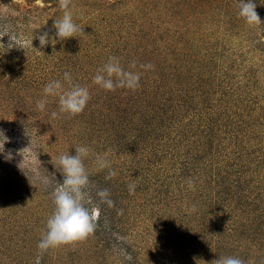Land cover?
I'll use <instances>...</instances> for the list:
<instances>
[{
    "label": "rangeland",
    "instance_id": "374dc122",
    "mask_svg": "<svg viewBox=\"0 0 264 264\" xmlns=\"http://www.w3.org/2000/svg\"><path fill=\"white\" fill-rule=\"evenodd\" d=\"M15 1L21 8L24 0ZM216 1L72 0L73 19L84 33L57 42L53 25L63 12L52 2L48 6L36 1L48 7L36 11L47 20L44 27L8 24L10 30L6 29L22 40L13 51L17 55L8 57L2 54L0 40V130L8 137L4 144L0 132V264H36L38 256L39 264L43 260L45 264H217L215 252L239 257L244 264H264V212L252 211L246 227L253 225V231L238 233L248 204L264 207V158L246 168L239 163L264 153V45L255 38L264 35L246 31L244 20H228L226 1ZM233 3L237 5V0ZM262 9L264 4L257 10ZM44 33L49 42L41 47L38 36ZM201 40L219 50L204 47L205 41L202 46ZM110 56L119 58L126 70L141 73L136 91H108L93 82ZM149 63L153 69L139 67ZM65 72L90 93L83 112L74 116L59 112L58 97L43 95L51 80L69 87ZM190 78H196L194 84ZM227 85L239 95L218 89L212 93ZM179 86L182 99L189 95L193 102L182 103L178 116L171 107L183 102ZM200 86L213 91L205 94L196 89ZM169 95L172 103L166 101ZM41 99L47 100L43 111L37 108ZM53 112L58 115L53 117ZM209 124L213 131L203 132ZM158 134L168 140L155 139ZM31 136L37 145L32 142L30 149L15 145ZM81 145L90 148L84 160L90 174L87 206L104 208L115 227L109 231L112 235L95 228L85 240L41 255L37 245L54 208L51 193L63 179L58 164L56 168L53 164L61 154L74 155ZM97 154L111 161V169L98 170ZM110 170L116 175L110 176ZM37 176L49 177L51 184L45 187ZM188 178L195 181V190L187 188ZM130 183L136 185L134 194H129ZM166 186L172 193L164 191ZM179 187L187 195L175 204L171 198L180 196ZM102 189L108 190L112 207L97 195ZM161 189L163 193L156 192L161 202L150 215L140 204L141 195ZM217 199L221 209L211 211L209 206L215 208ZM166 201L172 203L165 212ZM227 207L232 209L229 213ZM178 208L189 218L183 219ZM198 209L199 222L193 217ZM234 211L237 214L232 215ZM219 215L224 221L216 226L224 228L221 249L214 248L218 243L209 236H217L214 226ZM106 218L103 223L111 225Z\"/></svg>",
    "mask_w": 264,
    "mask_h": 264
},
{
    "label": "clouds",
    "instance_id": "9594fccd",
    "mask_svg": "<svg viewBox=\"0 0 264 264\" xmlns=\"http://www.w3.org/2000/svg\"><path fill=\"white\" fill-rule=\"evenodd\" d=\"M71 4L72 0H59V8L63 15L62 18L54 20L56 42L78 37V34L84 33V27L77 24L73 19ZM256 7L257 5L253 0H237L238 15L250 26H258L264 23V20L256 11ZM38 39L41 47L49 42L47 33L39 35ZM135 67L136 65L133 63L132 68ZM139 67L141 69H153L154 65L150 63L141 64ZM140 78V72L126 70L122 67L119 58L110 56L107 62L97 70L93 82L108 91H114L116 88L136 91L140 87ZM63 79L68 82L69 87L67 89L64 88L61 80L55 79L44 86L43 95L45 98L49 96L59 98L60 113L77 115L83 112L90 100L89 90L87 87L72 83V76L69 72L63 74ZM46 103V99L37 101V108L43 111ZM57 115V112L52 113L53 117ZM0 132L5 138V144L8 137L2 130ZM89 154L90 148L88 146H77L74 155L61 154L58 156L56 164H53L55 168L58 164V172L62 174L63 179L62 183L58 184L51 193L54 208L46 221V229L37 245L41 255L50 248L83 241L95 231L99 213L97 209L87 206L91 203V198L87 192L90 184V174L84 160ZM95 160L98 170L111 169V161L107 157L97 154ZM109 175L115 176L116 172L110 170ZM37 179L45 187L51 184L47 176H37ZM185 183L189 190H195V181L192 178H188ZM135 189V183L128 185L129 194H134ZM97 195L109 207L113 205V201L109 199L110 194L107 189L99 190ZM39 259L38 256L36 264H39ZM126 259H130V257L126 256ZM216 261L217 264H244V261L239 257L232 256L219 257Z\"/></svg>",
    "mask_w": 264,
    "mask_h": 264
},
{
    "label": "trees",
    "instance_id": "16d2710c",
    "mask_svg": "<svg viewBox=\"0 0 264 264\" xmlns=\"http://www.w3.org/2000/svg\"><path fill=\"white\" fill-rule=\"evenodd\" d=\"M36 1L37 0H24V2H23V4H22V7L20 8L18 5H20V2L18 1H15V0H0V36H2V39H0L1 40V42H4V46H3V48H4V50H2V52H4V53H2V54H4V57H8V56H14V54L15 55H17L15 52H13L14 50H16V49H19V46H18V44H20L21 43V40L22 39H20V38H16L15 36H16V34L14 35V34H11L10 33V31H8V29L10 30V27H8V24L9 25H12L14 28H19V25H20V23L21 24H23V25H32L35 29H37L38 27H44L45 25H46V22H47V20L46 21H44V17H43V15H41V14H38V13H36V11L38 10H42V11H44L45 9H47L48 7H44V6H40V5H38V3H36ZM43 1V4L45 3L46 5H48V6H50L52 3L54 4V6H57L58 7V5H59V0H42ZM226 1V3H224ZM52 2V3H51ZM253 2L254 3H256V5H257V7H256V11L258 12V14L260 15V17H261V19L262 20H264V9H262V11H258L257 9H259V8H261V6H263V4H264V0H253ZM48 3H51V4H48ZM220 3H224V7H225V5H226V7H225V10H224V13H226L224 16L228 19V20H230V21H235V20H237V21H239V20H244L242 17H240L239 15H238V8H237V5H235L234 3H233V0L231 1V0H217L216 1V4H220ZM29 4V6H27ZM218 6H221V5H218ZM229 7L231 8V9H229ZM44 8V9H43ZM9 13H13V14H9ZM7 14H9V17H7L6 15ZM6 16V17H5ZM20 19H22V20H20ZM50 21V20H49ZM235 24V23H234ZM236 24H237V22H236ZM242 25H245V26H247V28L245 29L246 31H249L250 33H255V32H257V33H259V34H261V35H264V23H262V24H260V25H258V26H250V25H248L246 22H245V20H244V22H242ZM6 27L8 28V29H6ZM39 29V28H38ZM4 33H6V34H4ZM256 34V33H255ZM255 38L257 39V44L258 45H261V46H263L264 45V39H262L261 38V36H255ZM204 41L205 40H201L200 41V43H201V45L203 46L204 45ZM208 40H206L205 41V45H204V47L206 46L207 47V45H208V48H211V47H209V44H210V42H207ZM212 49V51L213 52H215V51H218L219 50V47L217 48V47H215V48H211ZM17 51V50H16ZM3 56V55H2ZM16 57V56H15ZM21 58H26V57H24L23 55L22 56H20ZM261 61L262 62H264V58H262L261 59ZM243 73H241L240 74V78H241V76L243 77V75H242ZM229 77H231V75L230 74H228L227 75V77H226V79L227 78H229ZM193 78V77H192ZM192 78H190L191 80V82H192V84H194L195 83V81H196V78H194V79H192ZM230 80H232V79H230ZM221 82H223V80H220ZM29 82H31L30 80H29ZM190 83V82H189ZM237 84V83H236ZM156 87V86H155ZM13 88H15V87H13ZM183 89V87L182 86H179V88H178V93H179V95L181 94V89ZM232 88V85H227V86H225V87H223V88H214V92H212V93H215V91H216V89H218V90H221V91H227V90H229V91H232L233 92V94L232 95H234V94H236V95H239L238 94V90L237 89H235V88H233V89H231ZM196 89H200V90H202V91H204L205 92V94H208L209 95V93L211 92V91H213V90H211L210 91V89L209 90H206L203 86H200V88H196ZM206 90V91H205ZM200 92V91H199ZM211 94V93H210ZM188 95V94H187ZM180 97H181V100H183V102H181V101H179V103L178 102H176V104L177 105H170V106H172L171 108L174 110V112H176V114H178V113H182L181 112V106H183L182 105V103H184L185 101H187V100H189L188 102H193L192 101V98H190L191 96H185V98L184 99H182V94L180 95ZM149 98H150V95H149ZM209 97L207 96V99H208ZM172 100H173V98L169 95V96H167V102H170V103H172ZM181 102V103H180ZM203 102H205V101H203ZM154 103H160V102H154ZM179 104V105H178ZM230 104V103H229ZM230 105H235V104H233V103H231ZM236 105H238V104H236ZM162 106H163V104H162ZM177 107H179L180 109L177 111ZM235 108H238V106H234ZM152 108H153V111L155 112V111H157L156 110V108H155V106H152ZM163 108H164V106H163ZM203 108H206L205 106H203ZM49 112H51V110H49ZM164 112H165V114L167 115L168 114V110H164ZM163 112V113H164ZM234 113H236V112H234ZM239 115V114H238ZM145 116H147V115H145ZM178 116H179V114H178ZM163 116H160V117H158V118H162ZM167 117V116H166ZM210 117V115H208L206 118H209ZM229 117V119H230V123L231 122H233V120H232V118L230 117V116H228ZM168 118V117H167ZM206 118H205V121H206ZM157 119V118H156ZM204 118H202V116L199 118V120L201 121V122H203L202 120H203ZM210 120H212V116H211V119ZM39 121V119H36L34 122H38ZM199 121V122H200ZM205 121L203 122V123H205ZM124 123V122H123ZM214 123V122H213ZM219 125V124H218ZM209 127L210 128H208V129H206V130H203V132H209V131H213V129H214V125H212V124H209ZM228 129V128H227ZM230 130L231 129H228V131L230 132ZM232 132H234V130H231ZM198 132V131H197ZM132 134V133H131ZM128 135H130V134H128ZM128 135H127V137H128ZM133 135V134H132ZM199 137H201V135L199 134V132H198V134H197ZM185 136V135H184ZM204 136H207V137H209L208 136V134H204ZM203 135H202V137H203V140H202V142H206V139H205V137H204ZM21 137H22V135H21ZM135 136H133V138H134ZM28 138V137H27ZM157 138V140H162V141H167L168 140V137H165L163 134H158L157 136H155V139ZM33 138H32V136L30 137V138H28L27 139V142H25L24 141V139H22L21 138V143L23 142V144H20V142H18V143H15V145L16 146H20V147H26V148H29L30 149V145L32 144V142L34 143L36 140H32ZM30 142H29V141ZM34 144H36V143H34ZM239 144V143H238ZM37 145V144H36ZM204 148V147H203ZM41 150H42V148H41ZM253 152L255 151L256 152V150H252ZM251 151V152H252ZM171 155H172V153H171ZM205 155H207V152H205ZM261 155H263V156H260V157H258L259 155H257V156H255V157H249V158H247V159H241L240 161H239V163L240 164H242V165H240L241 167H243V168H246V167H248V166H250V165H252L254 162H260V160L262 159V158H264V153L263 154H261ZM174 156V155H173ZM175 157V156H174ZM173 157V160H175V158ZM171 160H172V157L170 158ZM172 160V161H173ZM184 168H186V169H184ZM184 168H182V169H184V170H186V171H188L187 169L188 168H190V167H184ZM196 169V168H195ZM190 170V169H189ZM172 175H175V172L172 174ZM175 176H179V175H175ZM179 181H180V178H179ZM242 182H243V180H242ZM179 183V182H178ZM239 184H240V182H239ZM180 185V184H179ZM178 185V186H179ZM139 187L141 188V186L139 185ZM163 189H161V190H158V191H154V192H152V193H150V195H149V193H144V191H143V193H142V195L141 196H143L144 195V198L142 199V202L140 203V204H142L141 206H144L145 207V209L149 212V214L150 215H153V213H155L156 212V207H155V205H159V203L161 202V200H159V201H157L156 200V198H157V195L158 194H156V192L158 193V192H161V193H163V191H162ZM166 193L168 192V193H172V192H170L169 191V189H168V187L166 186V189L164 190ZM177 192L179 193V197L178 196H176V197H172L171 199V201L172 202H174L175 204H176V201H177V199H183L184 198V195H187V192H183L182 191V188H178V190H177ZM176 192V193H177ZM220 193H218V198L220 199V197H221V194H222V192L221 191H219ZM139 194H140V191H139ZM226 194H229V192H226ZM137 195H138V193H137ZM149 195V196H148ZM193 199H195V198H193ZM133 200V199H132ZM179 200V201H180ZM179 201H177V202H179ZM252 201V200H251ZM172 202H170L169 203V201H166L165 203H166V208L165 207H163V208H165V212L169 209L170 210V204L172 203ZM191 203H192V201H190ZM210 203H213V201H209ZM215 202H217L216 204H214L215 205V208H214V206H209V208L211 209V211H213V210H216V209H219L220 207H221V205H222V203L220 204L219 202H218V199H217V201H215ZM252 202H255V201H252ZM194 203H196L197 204V206H198V203H197V201H194ZM108 205V204H107ZM135 205H137L136 204V202H135V204H134V207H135ZM249 206V208L246 210H243V214H246L243 218H245V221H244V219H242V221L239 223V227H241L239 230H238V233L239 234H241V236L242 235H247V232H249L248 230L249 229H251V231H253V225H251V226H249V227H246L250 222H251V219H249V220H247L246 221V218H249L250 216H251V213H252V211H260V212H264V207H262L261 209H259L258 207H256V208H254L253 207V203L252 204H248ZM112 207V206H111ZM178 207H180V205L178 206ZM204 207V206H203ZM221 209V208H220ZM97 210H98V213H99V215H98V219H97V221H96V228H100V229H102V230H106V232H105V234L106 233H108V234H110V232H113V230H111V229H113L115 226H114V222H113V220L111 219V218H109V216H108V213L107 212H105V209L104 208H100V207H98L97 208ZM178 210H179V212H180V215L181 216H183V219H188L189 218V215L190 214H186V215H184L183 213H181V209L180 208H178ZM230 210H232V209H230ZM229 209H228V207H227V211H228V213H229V211H230ZM155 211V212H154ZM196 212H197V216L196 215H193V217H195L196 218V221L197 222H199V221H201L200 220V209H198V210H195ZM246 211V212H245ZM196 212H195V214H196ZM169 213V212H168ZM215 213V215L216 214H218V213H216V212H214ZM233 214H237L235 211L232 213V215ZM113 215V214H112ZM164 215V214H163ZM104 216L105 217H107L106 218V221L108 220V222H109V224H111V225H105L104 223H103V221H104ZM155 216V215H154ZM159 216V215H158ZM216 217H217V215H216ZM230 217V214L228 215V218ZM197 218L199 219V221L197 220ZM227 218V219H228ZM210 221H213L212 219L210 220ZM221 223L222 224H224V221L222 220V218H221V216L219 215V219L216 221V223H215V226H214V230L216 229L217 231H215V232H219V234L221 233H223V231H224V228H221V229H219V228H216V226L217 225H221ZM110 231V232H109ZM95 232V231H94ZM204 233L205 234H207V235H209L208 234V231H204ZM216 233V235L217 236H212L211 234L209 235L210 237H212V238H215L216 239V241H217V243L218 244H216L215 245V247L214 248H217V249H221V248H224V246H222L223 245V243L225 242L224 240H222L221 239V234L220 235H218ZM251 233V232H250ZM110 235H112V234H110ZM90 236H92V234L90 235ZM89 237V236H88ZM220 238V239H219ZM113 239H115V240H117L115 237L113 238ZM256 239V238H255ZM214 248H212V249H214ZM215 256L217 257V258H219V257H223V255H221L219 252H215ZM40 264H45V262H44V260L42 261V262H40Z\"/></svg>",
    "mask_w": 264,
    "mask_h": 264
}]
</instances>
